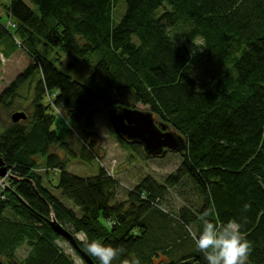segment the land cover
<instances>
[{
  "label": "trees",
  "instance_id": "1",
  "mask_svg": "<svg viewBox=\"0 0 264 264\" xmlns=\"http://www.w3.org/2000/svg\"><path fill=\"white\" fill-rule=\"evenodd\" d=\"M29 1L36 10L24 0H9L12 31L0 22V53L8 57L20 47L32 57L0 91V112L7 116L0 117V155L10 173L0 186V264H76L59 246L64 238L49 224L51 215L72 234L83 233L77 243L95 264L100 262L86 248L91 240L125 249L112 264L132 256L140 264H207L194 241L186 242L189 226L201 229L205 211L216 223L238 221L252 243L247 264H264V0ZM120 1L124 10L114 23ZM181 23L186 29L180 48L169 31ZM52 48L57 51L49 58ZM60 50L73 60L94 55L89 84L55 64ZM203 60L217 69L206 79L191 70ZM34 74L24 105L18 99L26 94L19 89ZM136 103L179 132L186 147L172 151L180 161L163 181L145 174L118 199L119 181L102 165L92 176L67 170L76 152L53 127L55 110L62 104L72 120L84 119V161L99 162L90 129L97 108L126 148L153 157L107 120L108 108ZM15 111L26 117L12 121ZM49 170L59 172L55 187L79 214L43 184ZM169 188L180 195L191 191L197 205L176 213L163 208ZM24 242L29 250L18 259L15 250Z\"/></svg>",
  "mask_w": 264,
  "mask_h": 264
},
{
  "label": "rangeland",
  "instance_id": "2",
  "mask_svg": "<svg viewBox=\"0 0 264 264\" xmlns=\"http://www.w3.org/2000/svg\"><path fill=\"white\" fill-rule=\"evenodd\" d=\"M32 9L36 10L35 5H33L29 0H24ZM9 4V0H0V22L8 25L10 31L13 30L8 21L13 20L12 17L7 15L6 6ZM124 10V2L120 1L113 11L112 19L116 23L122 12ZM161 8L157 10V13L161 12ZM185 26L181 23L175 26V28L169 31L172 39L176 42L180 48L185 45L183 39V34L185 31ZM57 51L56 48H52L47 56L51 58L55 55ZM59 60H54L55 64L67 74H69L73 79L80 82L89 84L88 74L90 72L91 65L94 62V55L87 54L83 57H78L73 60V56L63 51H59ZM32 57L22 48L18 47L13 52L9 54L8 57H4L0 53V91L10 81L16 76V74L22 71L26 65L31 61ZM74 63L75 67L69 63ZM204 62V63H203ZM192 73L200 78H208L210 73H215L217 71L216 66L213 62L203 60L196 66L192 67ZM37 74H34L30 81H26L19 89V93L26 97L19 98L18 101L22 104H27L29 94L32 92V87L35 82ZM30 83V86H28ZM48 95L43 96L42 102L46 103ZM96 107L102 108L100 102L96 103ZM136 107L141 109H147V105L141 103H136ZM57 113L53 127L55 128L57 134L65 141L68 142L69 146L76 152V157H70L67 165V170L73 174L79 176H92L97 174L98 165H102L105 170H109L118 179L117 187V198L122 199L125 196L126 190L133 187L135 183L140 179L141 176L145 174H150L155 177L158 181H163L164 177L171 171H173L179 164L180 156L175 152H167L163 156H153L148 158H141L137 154L133 153L131 150L126 148L119 139L111 132L109 125L107 124L105 118L103 117V110L100 111L99 108L95 110L93 114V125L90 128L93 130L96 138L97 144L100 147L99 162L96 158L91 161H84L80 159L79 155L83 150L82 140H83V129H84V119L80 121L72 120L67 113V107L62 104H57ZM0 117L5 120L6 112L1 111ZM63 120H60V118ZM65 119V120H64ZM71 127V128H70ZM69 128V130H67ZM60 156L65 154L61 150H56ZM62 153V154H61ZM107 172V171H106ZM59 172L57 170H49L47 174L43 176V184L50 189V191L59 197L67 206L74 208L79 214L80 211L76 205L72 203L71 200L61 196L60 189L55 187L58 181ZM49 180H48V178ZM1 179V178H0ZM3 187L2 185H0ZM198 199L191 191H185L183 194H178L176 189L169 188L166 193L165 198L161 202V206L165 209H170L173 213H176L181 206H187L191 210L197 205ZM67 227L71 228L69 224ZM189 229L195 231L193 226H189ZM76 235L80 240H84V235L81 232H76ZM186 242L193 246V241L191 238L186 240ZM59 246L63 251L68 254L76 264H84L81 257L75 253L74 249L66 240H58ZM29 247L26 243L20 244L16 250L15 254L18 259H22ZM165 258L164 255H160L159 259ZM23 264V263H20Z\"/></svg>",
  "mask_w": 264,
  "mask_h": 264
},
{
  "label": "water",
  "instance_id": "3",
  "mask_svg": "<svg viewBox=\"0 0 264 264\" xmlns=\"http://www.w3.org/2000/svg\"><path fill=\"white\" fill-rule=\"evenodd\" d=\"M106 116L113 131L129 141L139 143L148 156H163L168 151H182L186 147L184 137L167 123L156 119L148 109L117 105L108 108ZM25 117L26 114L23 111L10 114L14 122ZM8 169V165L0 155V178L10 176ZM49 224L72 246L84 263L95 264L88 253L79 247L77 243L79 238L76 234H72L53 215L49 218Z\"/></svg>",
  "mask_w": 264,
  "mask_h": 264
},
{
  "label": "clouds",
  "instance_id": "4",
  "mask_svg": "<svg viewBox=\"0 0 264 264\" xmlns=\"http://www.w3.org/2000/svg\"><path fill=\"white\" fill-rule=\"evenodd\" d=\"M251 205L244 203L243 211L250 210ZM165 211V209H161ZM211 211H205L200 217L201 229L189 234L198 251L203 253L207 264H247L252 251V243L241 232V224L235 219L227 222L216 223L211 217ZM87 251L94 256L100 264H112L121 256L123 247H112L97 240H91L86 244ZM121 264H140L139 259L132 256L124 259Z\"/></svg>",
  "mask_w": 264,
  "mask_h": 264
},
{
  "label": "built area",
  "instance_id": "5",
  "mask_svg": "<svg viewBox=\"0 0 264 264\" xmlns=\"http://www.w3.org/2000/svg\"><path fill=\"white\" fill-rule=\"evenodd\" d=\"M108 172H110L109 170H108ZM0 185H4V182H2V178L0 179Z\"/></svg>",
  "mask_w": 264,
  "mask_h": 264
}]
</instances>
